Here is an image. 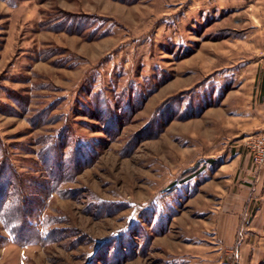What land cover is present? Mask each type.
<instances>
[{"label": "rangeland", "instance_id": "374dc122", "mask_svg": "<svg viewBox=\"0 0 264 264\" xmlns=\"http://www.w3.org/2000/svg\"><path fill=\"white\" fill-rule=\"evenodd\" d=\"M250 5L0 0V190L31 222L18 241L0 220V264H238L213 212L264 170L244 151L264 126L239 118L264 71ZM262 226L242 263L264 264Z\"/></svg>", "mask_w": 264, "mask_h": 264}, {"label": "crops", "instance_id": "0c3cea01", "mask_svg": "<svg viewBox=\"0 0 264 264\" xmlns=\"http://www.w3.org/2000/svg\"><path fill=\"white\" fill-rule=\"evenodd\" d=\"M235 3V2H234ZM243 3H248L251 4L252 6H256L255 9L259 8H264V0H243ZM250 5V6H251ZM261 5V6H259ZM218 11L217 16L214 19L219 20L220 15H225L229 11V7H226V4L223 5V2L219 1V6L217 7ZM232 9V8H231ZM264 13V12H262ZM237 12H232L229 13L228 16H233L236 15ZM220 21V20H219ZM218 21V22H219ZM221 22V21H220ZM234 29V28H232ZM235 30V29H234ZM243 38H246L245 36ZM241 67V66H240ZM239 71V72H238ZM237 73H246L245 69L243 67L239 68ZM239 75V79H241V75ZM257 97H258V104L259 106L256 108L257 113L261 116L258 117V114L256 116H252V112H246L242 115H240L239 118L242 119H256L259 125L264 126V71L259 70V73L257 75ZM244 82H239L238 88L243 87ZM237 157H240L238 155ZM251 163V162H250ZM251 168L252 165H251ZM262 169V168H261ZM260 169V170H261ZM261 183L264 184V170L262 171L261 174ZM261 183H258L255 187H247L245 186L244 188L249 189L248 191L246 190H241L239 193H237L235 196L238 199L237 204H228V206H220L218 207L221 210H217L213 212L214 214L217 213H222L223 214V226L226 231V237L225 239H221L220 237V251L225 255L230 257L231 255L234 254L236 251V257H239V262L238 264H244L242 263L243 255L250 250H253V253L256 254L255 252L259 249L255 248L252 246L249 242V234L250 232L253 233V231L259 232V228H263V223H264V190H263V185ZM249 202L248 204H251L249 207H244L246 203ZM222 211V212H221ZM239 236V239H237ZM250 247V248H249ZM249 248V249H248ZM228 260L227 258L222 259V261ZM221 261V262H222ZM257 264L258 260H251L249 264ZM175 264H210L208 262H205L204 260L200 261H195V260H188L185 259L180 260L179 262Z\"/></svg>", "mask_w": 264, "mask_h": 264}, {"label": "trees", "instance_id": "16d2710c", "mask_svg": "<svg viewBox=\"0 0 264 264\" xmlns=\"http://www.w3.org/2000/svg\"><path fill=\"white\" fill-rule=\"evenodd\" d=\"M6 159L7 158H3L0 164L2 163V165H6ZM1 168L4 169V167ZM10 179H12V174H3L0 170V186L6 188V184H8L6 181H10ZM3 192L4 191L2 190L1 193L3 194ZM1 193L0 196H2ZM4 193V199L0 202V220L10 237L18 239L19 241L21 240L20 236H22L31 226V222H29L30 216L28 215L27 208H25L26 204L21 202L18 203L20 200L14 199L15 193H12V190L7 188ZM48 237L49 236L46 233L39 232L40 239L42 238V240L46 241Z\"/></svg>", "mask_w": 264, "mask_h": 264}, {"label": "built area", "instance_id": "2783aa9c", "mask_svg": "<svg viewBox=\"0 0 264 264\" xmlns=\"http://www.w3.org/2000/svg\"><path fill=\"white\" fill-rule=\"evenodd\" d=\"M264 60V52L262 54ZM244 151L247 153L252 167L259 171L264 166V133L251 136L244 145ZM220 264H234L230 260H224Z\"/></svg>", "mask_w": 264, "mask_h": 264}, {"label": "snow or ice", "instance_id": "6c2138e0", "mask_svg": "<svg viewBox=\"0 0 264 264\" xmlns=\"http://www.w3.org/2000/svg\"><path fill=\"white\" fill-rule=\"evenodd\" d=\"M133 219H134V217H133Z\"/></svg>", "mask_w": 264, "mask_h": 264}]
</instances>
